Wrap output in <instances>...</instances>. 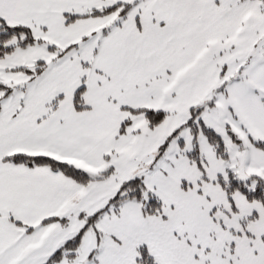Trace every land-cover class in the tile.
I'll list each match as a JSON object with an SVG mask.
<instances>
[{
  "label": "snow or ice",
  "instance_id": "snow-or-ice-1",
  "mask_svg": "<svg viewBox=\"0 0 264 264\" xmlns=\"http://www.w3.org/2000/svg\"><path fill=\"white\" fill-rule=\"evenodd\" d=\"M0 264H264V0H0Z\"/></svg>",
  "mask_w": 264,
  "mask_h": 264
}]
</instances>
